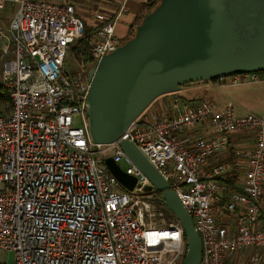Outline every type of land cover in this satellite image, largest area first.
<instances>
[{"label":"built area","instance_id":"1","mask_svg":"<svg viewBox=\"0 0 264 264\" xmlns=\"http://www.w3.org/2000/svg\"><path fill=\"white\" fill-rule=\"evenodd\" d=\"M108 1V10L94 12L85 61L74 49L85 34L73 0H0V13L17 6L0 21L10 105L0 110V250L14 253L12 264H177L184 254L183 228L154 188L145 190L150 180L118 140L99 144L90 134L88 70L122 43L115 28L128 11L129 0ZM216 80L259 78L242 72ZM142 116L120 139L137 146L191 215L202 242L199 264H264V113L239 114L230 104L217 111L174 94L168 115ZM245 131L254 140L235 150L243 174L231 191L229 166L214 158ZM106 156L128 163L132 190L108 171Z\"/></svg>","mask_w":264,"mask_h":264},{"label":"water","instance_id":"2","mask_svg":"<svg viewBox=\"0 0 264 264\" xmlns=\"http://www.w3.org/2000/svg\"><path fill=\"white\" fill-rule=\"evenodd\" d=\"M264 71V0H159L136 24L133 36L88 70L86 100L95 143L119 147L151 182L179 220L186 247L179 264H199L202 242L191 215L170 183L130 139L129 124L158 96L182 85L224 75ZM104 164L123 187L136 177L112 157Z\"/></svg>","mask_w":264,"mask_h":264},{"label":"rangeland","instance_id":"3","mask_svg":"<svg viewBox=\"0 0 264 264\" xmlns=\"http://www.w3.org/2000/svg\"><path fill=\"white\" fill-rule=\"evenodd\" d=\"M73 3H74L75 11L77 12V14L80 15L82 19H84L85 21H88L89 25H93V23L96 22L94 12H96L97 10L105 9V7L102 5L104 3V0H73ZM138 4H139L138 6L140 9V7H142V3L139 2ZM16 8H17L16 5L14 6L12 5L10 7H5V9H2V12L0 13V21L2 23H7L9 20V16L13 14ZM4 10L7 11L8 14L4 12ZM124 17L127 18L125 22H124V19H125ZM133 17L134 15H131V18H130V16L129 17L126 16V13H125L122 15L119 22L117 23V29L119 30H117L116 34L118 35V37L122 39V42H124L125 41L124 38H127L128 36L127 29L130 26V23ZM135 26L131 34H134ZM4 56L5 55H2V52L0 51V83L1 85H2L1 72H2ZM70 65H71L70 68L74 70L75 69L74 67H76L77 64L74 60H71ZM250 73H257V72H250ZM257 75L259 78L257 82H245V83H239L237 85L232 84L231 81L226 82L224 84H219L215 80H202V81H196L192 83H186L182 85L181 88L176 92L167 93V94L164 93L158 96L157 98H155L143 110L142 113H144V116H142V118L148 119V120H154V119H158L159 117H162V116L164 117L168 115L170 113V104L174 98V94L179 96V99L181 101H184L185 99L204 100L208 102L217 111H221V109L223 108L222 107L223 104H226L227 102H231L234 110L239 114L248 113V112L256 113V114L264 113V75L258 74V73ZM9 106L10 105L8 101H3V100L0 101L1 110H8ZM73 122L74 124H78L76 116H74ZM249 138L251 137L248 135V140ZM245 140L247 141V139ZM244 143L245 141H241V145H244ZM238 146H235V149L238 148ZM222 154H226V153L223 152L221 153V155ZM106 157H111V156H106ZM117 163L122 169L125 168L128 164L124 159L120 160ZM230 166H229L230 169H235L236 173L240 175L239 180H241L242 174H243V172L240 171L241 169H238V167L236 168V166L235 168L232 165ZM263 201H264V198H263ZM182 256L178 260L177 264H179ZM13 258H14V253L11 250H5V249L0 250V261L2 263L12 264ZM235 262L238 264L240 261L239 262L235 261Z\"/></svg>","mask_w":264,"mask_h":264},{"label":"trees","instance_id":"4","mask_svg":"<svg viewBox=\"0 0 264 264\" xmlns=\"http://www.w3.org/2000/svg\"><path fill=\"white\" fill-rule=\"evenodd\" d=\"M158 2H159V0H147L145 3H143L142 7L138 11V13L134 16V18L132 19V21L130 23V26H129L128 31H127L128 36H127V38H124L125 41L128 39V37L130 38L131 35L133 36V34H131V33L133 31L134 26L136 24H138L143 19V17L147 14V12H149V10L154 8ZM83 23H84L83 27H84V34L85 35H84V37L80 38L79 41L76 42L74 49H75V52L83 54V59L85 61H88V59H89L88 58L89 57V55H88V53H89L88 39H89L90 33L94 29V26L89 25L88 21H85L84 19H83ZM258 74L264 75V71H260V72H258ZM0 90H1L0 96H1L2 100L8 101L9 99L7 97V92L4 89L3 84L1 85V83H0ZM185 100H191V99H185ZM235 150H236L235 147H230L227 151L228 153L226 152L227 154H222L221 156L220 155L216 156L214 158V161L215 162H224L228 166H230V165L234 166V168L236 166V168L238 167V169H241L240 171L243 172V168H241V166H239L237 163V157L235 154ZM227 174H228L227 178H225L226 183L230 184L231 191L237 190L238 186L236 185V183L239 180L240 175H238L236 173L235 169H230ZM226 198H227V195H226ZM261 214L262 215L264 214V208H262Z\"/></svg>","mask_w":264,"mask_h":264},{"label":"crops","instance_id":"5","mask_svg":"<svg viewBox=\"0 0 264 264\" xmlns=\"http://www.w3.org/2000/svg\"><path fill=\"white\" fill-rule=\"evenodd\" d=\"M139 2H141V1H139V0H129L128 1V11L126 12V16H128V17L130 16V18H131V15L135 16V14L140 10L139 6H138ZM102 5L106 8L105 10H108L107 7L110 6L111 3L108 0H104V3ZM142 5H143V3H142ZM126 19L127 18L124 19V22H125ZM117 30H119V29H117V25H116V28H115V32L116 33H117ZM127 31H128V29H127ZM215 81L218 82L219 84H224V83H221L220 81H218L216 79H215ZM228 104L232 105L231 102H227L226 104H223V106H222L223 108L221 110H223L225 108V106L228 105ZM248 135L251 137V138H249V140H248ZM245 139H247V141ZM253 140H254V132L253 131H245V132H239V133H235V134L233 133V135L231 136V140L230 141L235 147V146H238V145L239 146H247V145L251 146L253 144ZM241 141H245L244 145H241ZM234 143H236V144H234Z\"/></svg>","mask_w":264,"mask_h":264}]
</instances>
